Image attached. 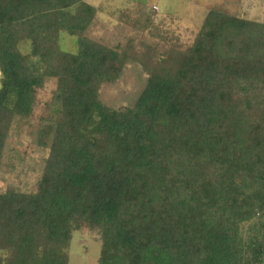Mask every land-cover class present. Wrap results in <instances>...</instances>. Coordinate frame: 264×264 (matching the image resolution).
I'll return each mask as SVG.
<instances>
[{"label": "trees", "instance_id": "obj_1", "mask_svg": "<svg viewBox=\"0 0 264 264\" xmlns=\"http://www.w3.org/2000/svg\"><path fill=\"white\" fill-rule=\"evenodd\" d=\"M97 11L0 0V171L12 123L56 79L40 176L0 191V264H70L78 223L100 227L98 264H264V22L211 8L186 50L147 46L142 92L115 108L100 90L129 54L87 35Z\"/></svg>", "mask_w": 264, "mask_h": 264}, {"label": "rangeland", "instance_id": "obj_2", "mask_svg": "<svg viewBox=\"0 0 264 264\" xmlns=\"http://www.w3.org/2000/svg\"><path fill=\"white\" fill-rule=\"evenodd\" d=\"M88 1L98 11L87 35L109 46H118L129 54L121 77L106 83L100 90L102 101L115 108L132 106L142 92L146 73L141 57L147 46L151 48L150 54L170 47L186 50L195 40L211 8L221 7L239 17L264 22V0ZM60 46L68 52H77L76 37L62 32ZM55 88L56 79H51L38 91V104L33 116L18 117L12 123L0 171L1 192L11 185L24 191L34 188L48 156V151L38 145L36 137L41 116L50 114L47 104L53 101ZM251 98L259 100L260 94L251 95ZM256 107L264 116V101ZM99 237V226L75 224L70 264H98L101 251Z\"/></svg>", "mask_w": 264, "mask_h": 264}]
</instances>
